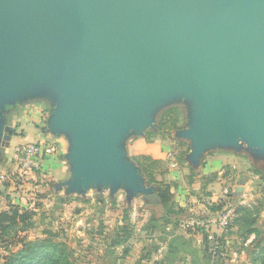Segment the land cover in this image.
<instances>
[{
	"label": "water",
	"instance_id": "water-1",
	"mask_svg": "<svg viewBox=\"0 0 264 264\" xmlns=\"http://www.w3.org/2000/svg\"><path fill=\"white\" fill-rule=\"evenodd\" d=\"M72 57L68 82L47 79ZM181 92L207 108L192 164L213 143L264 156V0H0V106L59 100L49 125L70 131L80 181L151 194L116 145L154 128L149 108Z\"/></svg>",
	"mask_w": 264,
	"mask_h": 264
},
{
	"label": "crops",
	"instance_id": "crops-1",
	"mask_svg": "<svg viewBox=\"0 0 264 264\" xmlns=\"http://www.w3.org/2000/svg\"><path fill=\"white\" fill-rule=\"evenodd\" d=\"M46 97L45 95H38L24 98L25 102H20L18 108L27 105L34 110V107H37L35 103L27 101L34 99L36 103L44 102ZM31 103L34 104L30 105ZM13 104L4 103L3 107L0 106V212L8 210L10 205H20L32 209L31 202H26V199L30 201L39 199L45 205L46 203L51 204L53 201L54 204L65 206L70 201L68 200L66 203L62 201L67 198L86 197L95 189L112 191L114 188L117 198L120 193H125L123 196H125L128 204L127 210L130 214L127 216L132 218L133 214L137 217L134 221L135 227L133 226L135 233L142 232L144 235L145 229H142L143 227L148 230V235L143 241L151 247L149 249L151 252L143 256V253L141 255V252L135 249L130 257L131 264H218L216 261L210 262L211 259L206 251V235L207 231L212 229L219 237L222 236L221 232L211 223L219 214V212L214 211V208L219 206L221 200L226 197L224 195L225 188L231 190L236 199L247 198L249 182L240 180L239 185H237L236 171L246 164L247 158L244 157L243 150L257 157L255 152L250 150L248 144L239 142V147H235V144L213 143L199 153L197 165L192 164L190 160L183 163L189 165L187 166L193 172L192 176L180 175L172 179H159L171 186L173 200L169 210L153 197L157 190L156 187L147 185V183L144 184L146 189L154 188L151 194L137 192L138 190L133 186L130 189L123 179L114 182L103 179L104 184H100L99 180L80 181V171L77 164L74 158L69 157L73 153L69 137L70 131L57 132L55 128H51L50 122L56 119V115H51V112L47 115L46 120L44 115H41L42 111L40 112V110L38 111L40 115L35 120L29 119L27 115H20L18 112L7 113L5 108L11 107ZM153 125L156 128V124L153 123ZM32 126L36 129H32ZM156 130L157 128L154 129V131ZM36 131H40V133L35 137V140L57 144V153L45 158L41 172L36 171L27 173L26 176H20L17 148L33 143L30 139L33 134H36ZM142 143L141 141L138 146H135L137 154L162 160L163 164L167 161L162 147ZM191 152L192 149L189 153L191 154ZM210 156L211 158H209ZM168 158L171 160V153L168 154ZM207 158H209L208 163L206 162ZM135 167L137 176L144 183L148 181L145 179L146 176L138 162ZM170 167V169H176L178 164L172 163ZM58 168L61 173L54 175L53 171ZM254 174L258 178L259 175L256 170ZM240 186H243V194L236 197L235 192ZM205 188H209V193L203 196L201 192ZM18 190L29 193V197L19 195L22 201L20 204L15 194ZM220 195L221 197H219ZM245 202L246 206L252 207L247 201ZM36 205H39V208L34 209V211L38 215L42 205ZM140 217H142L141 222ZM145 217H147L146 220ZM194 224H207L208 226L199 227L194 226ZM248 243L250 240L247 241ZM134 246L140 248V245L136 243Z\"/></svg>",
	"mask_w": 264,
	"mask_h": 264
},
{
	"label": "rangeland",
	"instance_id": "rangeland-1",
	"mask_svg": "<svg viewBox=\"0 0 264 264\" xmlns=\"http://www.w3.org/2000/svg\"><path fill=\"white\" fill-rule=\"evenodd\" d=\"M59 68L55 75L49 76L47 79H52L60 87L65 82H68L74 73L79 70L80 61L72 57L62 62ZM189 95V92H181V94L171 93L166 98H163L157 106L150 107L147 115H156L153 121L156 124L157 130L154 131L156 128L148 126L144 129L140 137L134 131H129L125 138L123 136V139L117 142L116 145L121 153L120 161L125 164L137 166L138 158L141 156L137 154L135 146H138L142 141L143 143L155 144L160 148L162 147V150L166 154L167 161L159 165V171L157 172L158 180L172 179L180 175L192 176L193 172L189 169V165L183 163L192 157L189 151L195 144L193 138L195 117L197 115H204L207 108L204 105H198L196 100L189 97ZM21 100H16L11 107L5 108V111L7 113L10 112V114L18 112L20 115H27L31 120L38 119L40 115L38 113L39 110L40 112L42 111L41 115H44L45 120L50 112L51 115L56 114L55 110L61 113V108L57 102L59 100L54 101L49 96L45 98L44 102L36 103L34 99L33 101L31 99L28 100L27 102H34L37 106L34 107V110L27 105L18 108L20 102H25L23 97H21ZM48 108L50 109L49 111L47 110ZM163 117L168 122L167 127L170 128L167 129L166 127L165 130L159 131L163 123ZM175 121L176 123H174ZM171 126L173 127L171 128ZM195 127H197V124ZM31 128L36 129L34 126ZM154 132L158 133L153 136L151 133ZM39 133L40 131H36V134L31 136L30 140L33 143L38 142L35 140V137ZM47 143L53 144L50 142ZM242 152L247 159L245 160L246 164L243 167H239V170L236 171L238 179L237 185H239L240 180H247L249 182L247 198L236 199L230 195L229 198H223L221 204L225 207L230 205L238 206L244 200L249 205L255 207L261 205V213L257 218V227L260 230L258 235H256L257 237L252 235L248 239L250 243L247 244L248 240L243 243L241 233L238 232L237 227L233 226L223 237L222 242H226L224 248L228 251V254L231 256L237 254L239 259L236 262H231L229 261L230 258L224 259L219 256L221 259H211L210 262L216 261L218 264H254L252 261L255 251L254 242L258 239L257 244H264V156L254 157L244 150ZM169 153L172 154L171 160L168 158ZM209 158L206 159L207 163ZM151 159L162 161L156 158L154 159L153 157ZM172 163L178 164V168L170 169ZM41 169L37 172H41ZM255 170L258 172V178L254 174ZM60 173L61 170L59 168L53 171L54 175ZM145 179L147 178L145 177ZM146 183L148 185V181L144 184ZM21 191L18 190L15 193L19 204L20 202L22 203L19 195L23 197L29 195V193ZM115 192L113 190L95 189L86 197H70L66 199L67 201L63 200V203L68 202V200L70 201L65 206L54 204L53 201L51 204L46 203L45 205L39 199L31 201L26 199V202H31L32 208L36 204L42 205L36 217L34 227L28 232V236L31 239H46L50 235L54 236L57 242L64 243L68 246L71 251V256L77 264H131L130 257L135 249L141 252V255L143 253V256L151 252L149 250L151 247L147 246V242L143 241L145 236L147 237L148 235V230L146 227H143L142 229H145L143 231L145 233L144 235L142 232L135 233L133 226L135 227L134 221H136L137 217L133 214L131 216L132 218L127 216L130 214L129 210H127L128 204L125 196H123L125 193H120L117 198ZM208 193L209 188H205V190H202L201 195L206 196ZM141 219L142 217H140V222L142 221ZM144 219L146 220L147 217ZM135 243L140 245V248L134 246ZM4 255V252L0 251V264H4Z\"/></svg>",
	"mask_w": 264,
	"mask_h": 264
},
{
	"label": "trees",
	"instance_id": "trees-1",
	"mask_svg": "<svg viewBox=\"0 0 264 264\" xmlns=\"http://www.w3.org/2000/svg\"><path fill=\"white\" fill-rule=\"evenodd\" d=\"M165 116V115H164ZM174 121V120H173ZM160 130H165L168 122L162 119ZM176 123V121L174 122ZM173 126H171L172 128ZM170 128V127H169ZM167 127V129H169ZM158 131V132H159ZM158 132L151 133L153 136ZM138 164L146 176L149 185L156 187L153 197L165 208L169 209L172 204L173 194L171 186L164 180H158L160 161L153 160L145 155L138 158ZM231 196H233L231 194ZM262 206H242L236 207L237 218L234 227L243 237L245 243L252 235H258L257 218L261 213ZM39 205L30 209L18 205H10L8 210L0 212V251L4 252V264H77L72 258L71 251L64 243L57 242L55 237L50 235L46 239H31L28 232L34 227ZM223 204L214 208V211L221 212ZM170 210V209H169ZM257 237V236H256ZM254 242V254L252 261L254 264H264V244ZM206 251L210 259L219 260V256H214L210 252V244L206 235ZM226 242H223V248Z\"/></svg>",
	"mask_w": 264,
	"mask_h": 264
},
{
	"label": "built area",
	"instance_id": "built-area-1",
	"mask_svg": "<svg viewBox=\"0 0 264 264\" xmlns=\"http://www.w3.org/2000/svg\"><path fill=\"white\" fill-rule=\"evenodd\" d=\"M57 153V144H49L47 142L29 143L26 145L19 146L17 148V160L19 162V175L26 176L27 173L36 172L41 169L42 163L45 158L51 157ZM175 166V165H173ZM232 194L228 188L224 189L225 198H229ZM246 198V196H245ZM246 202H240L238 205L246 206ZM237 206H228L223 208L219 212L217 218L211 223L212 226L216 227L221 232V235H217L209 229L207 231V240L210 244V252L214 256H221L224 259H229L231 262H236L239 258L237 254L231 256L228 254L225 248H223V237L226 233L234 226L237 214ZM207 227V224H194V226Z\"/></svg>",
	"mask_w": 264,
	"mask_h": 264
}]
</instances>
